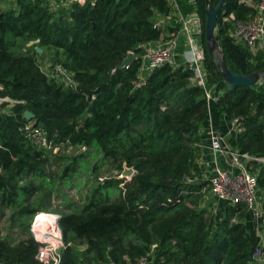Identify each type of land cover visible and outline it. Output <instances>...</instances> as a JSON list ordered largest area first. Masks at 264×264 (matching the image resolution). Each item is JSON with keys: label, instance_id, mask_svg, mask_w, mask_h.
I'll return each instance as SVG.
<instances>
[{"label": "trees", "instance_id": "trees-1", "mask_svg": "<svg viewBox=\"0 0 264 264\" xmlns=\"http://www.w3.org/2000/svg\"><path fill=\"white\" fill-rule=\"evenodd\" d=\"M194 1L204 25V0ZM256 1L224 0L216 15L225 63L241 74L264 72V45L251 50L228 34L234 20L254 15ZM12 4L0 9V95L21 102L0 113V215L10 211L12 229L0 236V261L39 264L28 225L35 212L48 208L51 183L44 170L57 156L46 157L45 149L30 144L23 117L29 110L51 145L86 150L66 161L61 173L86 167L87 151L93 172L105 161L117 174L123 165L133 169L128 180L96 175L79 206L60 215L59 264H131L142 255L147 264H251L255 240L242 222L244 204L225 205L218 219L198 205L208 188L192 180L199 173L198 128L206 99L191 82V70L164 63L143 81L137 78L138 45L166 39L177 27L154 26L155 15L167 14L166 0H75L56 9L46 0ZM29 40L37 41L27 45ZM44 52L71 73L74 87L43 74L38 57ZM203 65L215 85L216 117L240 121L234 149L264 157V77L222 94L225 85L206 50ZM248 165L263 193L264 218V161Z\"/></svg>", "mask_w": 264, "mask_h": 264}, {"label": "built area", "instance_id": "built-area-1", "mask_svg": "<svg viewBox=\"0 0 264 264\" xmlns=\"http://www.w3.org/2000/svg\"><path fill=\"white\" fill-rule=\"evenodd\" d=\"M188 2L192 7L191 11L182 13L176 0H166L168 11L167 14L162 16L166 17L168 24L173 22L177 24V27L168 34L166 39L147 41L138 45L139 66L137 78L138 81H143L149 71L164 63L184 65L191 70V82L202 88L207 103L208 100L215 99L213 94L215 85H206L207 73L203 65V50L197 42V36L201 31L200 18L196 12L195 1L188 0ZM253 6L255 9L254 15L247 20H234L232 30L229 32L233 42L242 43L249 49H256L264 45V0H257ZM228 18L232 19V16L229 15ZM155 25H161V23L155 21ZM130 53L132 55V52ZM47 66L49 72L45 75L53 77L55 81L69 87L76 85L71 73L60 63H49ZM20 102V100L0 95V113H9L11 106ZM239 125L238 118L230 119L232 130L236 131ZM27 128H29V131L26 132V136L35 142L37 147L43 149L56 148L45 140L44 132L34 127L33 122L27 124ZM208 140L209 150L212 154L215 155L217 152L221 153L223 151L217 134L210 126L208 127ZM224 152L227 168L213 165V172L207 179V191L216 199L225 200L228 204L243 203L245 209L251 211L254 218L262 216L260 208L262 197L257 188L255 174L249 169L248 161L252 159L264 161V157H251L235 149L225 150ZM59 219L60 214L43 211L35 212L30 219L28 232L37 244L34 258L39 264L60 263L64 241ZM256 253H253V255L256 256ZM147 263V255H142L131 264ZM0 264L5 263L0 261ZM101 264L114 263L105 261Z\"/></svg>", "mask_w": 264, "mask_h": 264}, {"label": "rangeland", "instance_id": "rangeland-1", "mask_svg": "<svg viewBox=\"0 0 264 264\" xmlns=\"http://www.w3.org/2000/svg\"><path fill=\"white\" fill-rule=\"evenodd\" d=\"M13 0H0V9L6 8L8 6H12ZM196 5V3H195ZM192 7H189V11H191ZM196 12L200 18V26L201 31L200 34L197 36V42L200 46V48L203 50V55L206 50L205 48V41L202 37L203 27L202 25V18H201V12H198V9L196 7ZM228 31V30H227ZM215 34H216V28H215ZM229 34V31H228ZM217 45L218 39H217ZM220 48V47H219ZM254 50V49H251ZM53 60L51 59L50 55L47 52H44L41 56L38 57V65L40 70L43 72V74L49 72L48 69L49 63H51ZM207 73V72H206ZM206 85L207 86H213L214 83L209 80V76H206ZM33 119L29 121V123H32ZM28 123V124H29ZM29 128H27V124L25 125L24 132H28ZM30 141V144L32 146H36L35 142ZM37 147V146H36ZM56 148L53 149L52 147L45 148L47 152V156H50L51 154H54L57 156V160H52V156L48 159V163L46 164V168L44 170V173L48 176V179H50L51 183V189L49 193V200H48V208L46 210H40L43 212H55L58 214H63L72 211L71 209L74 206H79L81 203V198L83 197L86 188L88 185L91 184L92 180L95 178L96 175H98L97 179L102 178H108V177H116L118 176L117 172L118 169L112 165L111 162H99L98 168L93 172L92 171V164L94 162V158H92L90 155V152H86V155L84 156V160L86 162V167L79 168L76 167L74 172H67L66 174L61 173L62 167L66 165V161L68 162L73 156H75L80 151H86L83 150V147H73V146H65L62 143L57 144L55 146ZM98 157V155H97ZM65 159V160H63ZM68 164V163H67ZM124 180H128V178L124 177ZM195 182H207V179L196 180L195 177L192 179ZM119 185H122L120 183ZM44 186V185H43ZM45 189H47L46 186H44ZM206 189V188H205ZM203 190L202 195L200 199L198 200V205L205 208V210L210 211L214 217V211L217 208L221 207V203L219 199H216L213 195H211L207 190ZM260 192V191H259ZM40 194V192H36L35 195ZM10 211L8 209H5L2 215H0V236H10L9 233V224H8V216ZM12 230V229H10ZM73 243H76V241H73ZM76 246L79 248H83L84 244H80V241L78 240V243H76ZM151 251L148 253L149 258L151 260L154 245L151 246ZM263 258L261 260L257 258H253L251 264H264V254H262Z\"/></svg>", "mask_w": 264, "mask_h": 264}, {"label": "crops", "instance_id": "crops-1", "mask_svg": "<svg viewBox=\"0 0 264 264\" xmlns=\"http://www.w3.org/2000/svg\"><path fill=\"white\" fill-rule=\"evenodd\" d=\"M51 9H56L62 5H67L71 0H46ZM179 10L182 13H187L190 7V3L185 0H176ZM155 21L161 24H168L165 16L155 15ZM212 127L213 131L217 134L222 152H217L215 155L209 150L208 140V127ZM199 145L197 151V164L199 166V173L194 176L195 179L204 181L213 172V165L216 164L222 168H227L225 162L226 154L225 150H234V137L235 131L230 128V119L223 114L216 117L215 99H210L206 103V115L198 128ZM207 181V180H206ZM262 197L263 193L260 192ZM222 204L220 208L215 209L214 218L218 219L222 215L223 207L228 203L225 200H220ZM242 222L246 226L247 232L255 240V248L257 250L256 258L261 260L262 256L259 254L260 249L264 242V218L258 216L254 218L251 211L245 209Z\"/></svg>", "mask_w": 264, "mask_h": 264}, {"label": "water", "instance_id": "water-1", "mask_svg": "<svg viewBox=\"0 0 264 264\" xmlns=\"http://www.w3.org/2000/svg\"><path fill=\"white\" fill-rule=\"evenodd\" d=\"M224 0H217L214 4L211 0H204L205 9H204V41L205 48L208 55L211 56V60L215 66L216 72L220 75V78L225 85V89L222 94L234 89L236 86H252L260 79L264 77V72L257 73L251 72L248 74H241L234 72L229 66L226 65L222 51L217 45V36L215 34L216 28V15L220 10ZM37 40L27 41V45H33ZM35 50L38 52L39 48L36 47ZM131 53H128L124 59L121 61V64H125L131 58ZM23 117L25 120L33 119V113L29 110L23 112ZM133 173L131 167H126L123 165L122 170L118 174L119 178H130ZM257 250L254 247L253 253H256Z\"/></svg>", "mask_w": 264, "mask_h": 264}]
</instances>
